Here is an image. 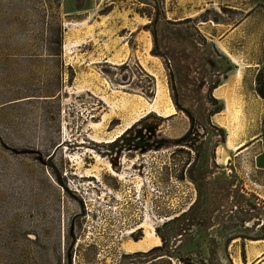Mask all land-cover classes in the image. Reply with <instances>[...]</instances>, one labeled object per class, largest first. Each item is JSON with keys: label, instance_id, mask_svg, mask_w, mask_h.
<instances>
[{"label": "rangeland", "instance_id": "obj_1", "mask_svg": "<svg viewBox=\"0 0 264 264\" xmlns=\"http://www.w3.org/2000/svg\"><path fill=\"white\" fill-rule=\"evenodd\" d=\"M262 16L264 0H0V264H256ZM229 48L243 81L223 101ZM160 99L177 113H147ZM146 227L161 244L136 251Z\"/></svg>", "mask_w": 264, "mask_h": 264}, {"label": "crops", "instance_id": "obj_2", "mask_svg": "<svg viewBox=\"0 0 264 264\" xmlns=\"http://www.w3.org/2000/svg\"><path fill=\"white\" fill-rule=\"evenodd\" d=\"M250 17H252V19L256 18L255 15H251ZM257 19H260V21H263L264 22V16H262L261 18H258ZM232 36V34H228V38H225L222 43L224 45H227L228 44V39H230ZM234 51H232V49L229 48V51H222L221 53H223V55L229 59V61H233L235 64H232V69L228 71V75L226 76L225 80L221 83H219L217 85L216 88L213 89V95L215 97H218L216 99H222L224 101V97H225V92L224 90H221L222 87L224 86H228L229 87V83L231 81V77H232V73L236 72L238 70V63H236L235 59L238 58L237 54L236 53H233ZM251 63L255 66V75H254V84H253V92L255 93V96L256 97H260L258 91H257V77L261 71V68L264 66V50L261 54V57L257 60H251ZM239 79H241L240 83H242L243 81V76H242V73L240 70L237 71V74H236V78H235V81H234V84H232V86L235 88L238 87V83H239ZM262 98V97H261ZM262 100L264 101V98H262ZM256 137H258L257 139H255ZM252 139H255L253 142H252V148L255 149V148H259L258 149V154L256 155L255 159H256V169L260 170V171H263L264 172V133L260 132L258 135H255L252 137ZM236 149H238V147H236ZM254 243V245H251V246H248L249 249L251 250V252H254V256H252V261H256V264H264V238L263 239H260V240H257L255 242H252ZM263 260V261H262Z\"/></svg>", "mask_w": 264, "mask_h": 264}, {"label": "bare ground", "instance_id": "obj_3", "mask_svg": "<svg viewBox=\"0 0 264 264\" xmlns=\"http://www.w3.org/2000/svg\"><path fill=\"white\" fill-rule=\"evenodd\" d=\"M84 42V41H83ZM85 44V43H84ZM83 46V45H82ZM110 61V60H109ZM108 62V61H107ZM163 90V89H162ZM165 92V91H164ZM161 93V92H160ZM165 94H166V92H165ZM159 96V95H158ZM160 98H162V97H160ZM156 101V100H155ZM148 102V101H147ZM145 104H147V103H145ZM148 105V104H147ZM146 105V106H147ZM176 107H174L173 106V104L171 103V101L170 100H168L167 99V101L166 100H162V99H160V100H158V101H156V103L155 104H149V109L147 110L146 108V110H147V113H152V112H155V113H157L159 116H161V117H169V116H172V115H175V113H177L176 112V109H175ZM146 114V113H145ZM138 117V116H137ZM135 122V121H134ZM133 124V123H132ZM129 126V125H128ZM128 129H131L130 128V126L129 127H127L126 129H123V131H121L115 138H113V140L112 141H114V140H117V139H119L121 136H123L127 131H128ZM103 141V140H102ZM97 142H99V141H97ZM109 170H110V172L112 173V175H114V176H117V173L113 170V168H109ZM144 227V226H143ZM143 227H141V228H143ZM145 229V238H144V240L143 241H141V242H143V243H141V244H137L135 247H134V249H136V251H139V252H148V251H150L151 249H153V248H156V247H158V246H160V244H161V239L156 235V233H155V229L154 228H150V227H146V228H144ZM139 230H140V228L139 229H137V230H135V231H133L132 232V234H136V233H138L139 232ZM142 230V229H141Z\"/></svg>", "mask_w": 264, "mask_h": 264}, {"label": "trees", "instance_id": "obj_4", "mask_svg": "<svg viewBox=\"0 0 264 264\" xmlns=\"http://www.w3.org/2000/svg\"><path fill=\"white\" fill-rule=\"evenodd\" d=\"M232 69V66H231V68L229 69V70H231ZM261 77H262V73L260 72L259 73V75H258V77H257V84H258V86H257V91H258V93H259V95L262 97V98H264V88H261V86H260V83H261ZM217 87V86H216ZM215 87V88H216Z\"/></svg>", "mask_w": 264, "mask_h": 264}]
</instances>
